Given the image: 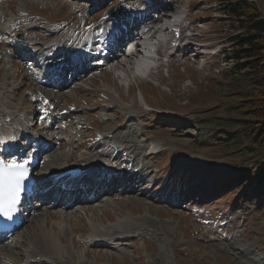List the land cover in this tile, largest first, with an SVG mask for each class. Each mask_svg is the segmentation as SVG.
<instances>
[{"label": "rangeland", "instance_id": "374dc122", "mask_svg": "<svg viewBox=\"0 0 264 264\" xmlns=\"http://www.w3.org/2000/svg\"><path fill=\"white\" fill-rule=\"evenodd\" d=\"M228 1L193 2L191 22L199 40L224 43L242 30L223 14ZM256 1L264 15V0ZM96 2L0 0L2 118L4 111H13V104L38 110L40 93L46 90L38 79L41 69L33 59L37 55L30 57L16 47L32 42L46 52L57 39L91 28L93 19L118 1L102 0L106 8L90 14ZM19 33L25 43L16 41ZM200 59L181 58L151 80L131 81V87L120 85L116 73L103 68L75 79V86L53 96V103L61 108L67 101L76 102L80 107L65 115L56 109L59 116L44 132L53 138L52 149L39 173L47 172L44 162L79 164L89 157L107 158L114 150L117 157L108 161L123 164L124 172L135 173L132 179H143L150 191L167 188V194L179 196L193 180L181 198L209 187L215 190L212 197L198 202V193L194 201L173 206L117 191L77 206L45 205L30 214L22 230L0 250H10L19 260L28 249L27 234L36 240L53 226L69 253L43 264H264V151L240 119L246 103L235 84L237 63L224 62L222 53L212 59V69L203 70ZM23 123L32 131L45 129L35 119ZM110 133L114 137L108 140L104 134ZM153 140L160 143L158 153L149 151ZM124 152L131 155L127 163ZM96 227L104 234L95 235Z\"/></svg>", "mask_w": 264, "mask_h": 264}, {"label": "bare ground", "instance_id": "6f19581e", "mask_svg": "<svg viewBox=\"0 0 264 264\" xmlns=\"http://www.w3.org/2000/svg\"><path fill=\"white\" fill-rule=\"evenodd\" d=\"M165 9H166V5H161L158 8V11L163 14ZM170 27L171 28L178 27V22H177V20L171 21V18L165 15V16H162V18H158L156 20L154 26L150 29V31H153L155 33L156 38L157 37L163 38L164 34H166V30L169 29ZM91 39H92V36L89 35V37H86L84 39H80L79 44H81V43L85 44L87 42H90ZM18 41H20V40H18ZM153 41L154 40H152V39L146 41V46H148V49H149V46H153ZM53 45L54 46H51V48L49 49V52L47 51L48 53H46V54L43 51L41 53H40V51L37 52V54L40 53L41 55L44 56L43 61H42V68H43V66L45 67V65H48V63L51 61L57 60L59 62H67V63L72 62L74 60V57L78 58L80 55L78 50H74L73 54L69 51H66V52L64 51L65 52L64 53L63 49L65 47H67L65 45L64 41H58V42L54 43ZM56 45H57V49H55ZM33 46L37 47V45H33ZM139 55H140V58H138V55L132 54V55L125 56L121 60L117 59V63H115L116 60L112 61L110 63L112 66V69L116 72H120L122 74H125L127 79L132 78L134 76L135 72H144L145 69H147L152 62L151 61V53L146 48L144 53L141 52V54H139ZM61 80H62V78L58 80V84L62 83ZM69 86H72V84ZM42 97L45 99L46 97L50 98L53 96H52V94H44ZM56 97H58V96H56ZM51 100H52V98H51ZM51 100H50V103H46V105H47L46 107L49 109H52L53 103H51ZM66 104L67 105L70 104V107H71L73 105H76V102L68 103V101H67ZM6 107H9V106L6 105L4 108H6ZM10 108H12L13 111H11L10 113L9 112L5 113V111H4L3 115H5V116L8 115L11 117L5 118V116H4L2 118V115L0 116L1 117L0 118V126H1V128H0V143L1 144L4 142H8L10 140V138H12L15 134H16V136H22L23 141L27 140V137L24 136L26 134H23L21 129L28 130L29 127L26 128L24 125L22 126L21 122L31 121L32 120L31 115L33 114V112L32 111L29 112L26 108H22V107L18 108L16 106V104L15 105L13 104V106H11ZM64 108H67V106L60 108V110H62ZM15 113H18V116H16ZM53 113L54 112L52 111V114ZM14 123L17 125L20 124L22 126L21 129L14 127L13 126ZM17 125H15V126H17ZM14 145H15V143L13 141H11V143H6V146L9 148H13ZM19 145L21 148L24 145V143L19 144ZM149 148H150V150L149 149L148 150L150 152H155V151L159 150L160 149L159 141H155V140L151 141ZM26 155L27 154H25L24 157H26ZM92 158L93 157H89L85 162L80 163V165L86 167L88 169V171L89 170L95 171L94 167L96 165H98V163H101L102 161H101V159L92 161L93 160ZM51 162L52 163H49L50 166L48 167V171L51 175H58L62 171L71 167V165H68V163L65 165L64 164L60 165V164H57L55 161H51ZM139 183H142V180H139ZM185 194H187V192ZM188 194H189V192H188ZM66 218H68V217H66ZM41 220H42L41 222L45 221L44 219H41ZM93 227H94V225H93ZM51 228L46 230V231L44 230L43 232L41 231L42 234L40 235V238H37L36 240L34 239L35 241L30 239V237H29L30 232L27 234L28 240L26 242V245L28 246V249H26L27 251L23 255L24 259L20 258L21 260H18L16 258L17 259L16 260L13 252H11L10 250L4 249V250H0V261L2 260L3 264L5 262H8V263L11 262L10 264H14V263L23 264L25 261H26L25 264H38L41 260H44V259H50V260L56 259V258L61 259L62 258L61 256H67V254L69 253V251L67 250V246L63 243L62 240L56 238L55 232L53 231L54 229L52 230ZM94 234L95 235H102V234H104V232L101 229H99L98 227H96ZM58 240H60L66 246V248H64L62 245H59ZM25 257L27 258L26 260H25ZM22 260H25V261L21 262Z\"/></svg>", "mask_w": 264, "mask_h": 264}, {"label": "trees", "instance_id": "16d2710c", "mask_svg": "<svg viewBox=\"0 0 264 264\" xmlns=\"http://www.w3.org/2000/svg\"><path fill=\"white\" fill-rule=\"evenodd\" d=\"M223 10L242 29L230 36L233 46L227 52V58L237 63L235 84L246 103L240 119L264 151V15L257 1L250 0H229Z\"/></svg>", "mask_w": 264, "mask_h": 264}, {"label": "snow or ice", "instance_id": "6c2138e0", "mask_svg": "<svg viewBox=\"0 0 264 264\" xmlns=\"http://www.w3.org/2000/svg\"><path fill=\"white\" fill-rule=\"evenodd\" d=\"M27 178L28 171L23 164H6L0 160V217L12 219Z\"/></svg>", "mask_w": 264, "mask_h": 264}]
</instances>
